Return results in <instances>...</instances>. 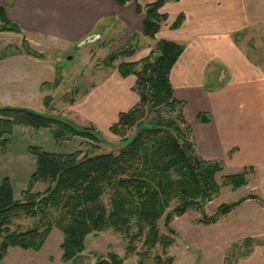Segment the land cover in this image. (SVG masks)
Here are the masks:
<instances>
[{
	"label": "crops",
	"instance_id": "obj_1",
	"mask_svg": "<svg viewBox=\"0 0 264 264\" xmlns=\"http://www.w3.org/2000/svg\"><path fill=\"white\" fill-rule=\"evenodd\" d=\"M154 1L138 0L142 6ZM0 6L8 19L19 25L18 34L27 45H74L96 30L113 31L120 35L118 51L135 37L130 48L133 54L123 60L138 62L160 40L182 44L184 50L172 68L171 82L175 96L185 102L198 154L227 165L252 167V176L261 172L264 196V6L248 9L246 0H166L160 11L167 18L155 38L141 33L145 17L137 13L133 1L120 5L115 0H0ZM179 17L181 24L174 27ZM118 63L111 67L104 64L111 68L106 83L86 93L81 111L74 109L91 112L88 117L97 129L98 125L109 129L120 112L139 100L133 90L135 75L122 77ZM210 75L216 81L208 88L205 76ZM58 76L55 64L44 55L33 51L1 55L0 105L41 112L43 96L46 92L49 95L43 84ZM192 101L196 102L195 111L188 105ZM200 113L206 114L208 121L200 120ZM17 128L24 130L27 138H13L7 149L0 151V185L9 177L14 197L19 199L36 169L31 145L68 154L83 148L84 138L76 136L58 144L48 128ZM254 251L253 247L242 264L249 263Z\"/></svg>",
	"mask_w": 264,
	"mask_h": 264
},
{
	"label": "trees",
	"instance_id": "obj_2",
	"mask_svg": "<svg viewBox=\"0 0 264 264\" xmlns=\"http://www.w3.org/2000/svg\"><path fill=\"white\" fill-rule=\"evenodd\" d=\"M115 1L120 5L135 2L137 13L145 17L141 33L150 38H155L167 18L160 11L166 0H156L145 6L138 0ZM0 22L2 32H21L19 25L7 18L2 6ZM180 24L181 17L173 26ZM23 44L26 46V41ZM183 50L180 43L160 40L150 54L138 62L123 60L133 54L128 48L105 57L107 67L119 61L117 69L122 77L131 74L136 77L133 90L139 97L138 102L120 112L118 120L109 128L120 138L122 147L117 153L76 150L57 154L31 145L29 150L36 157V169L20 198L14 197L8 177H4L0 185V261L10 247L39 251L54 226L64 234L62 259L65 262L84 250L89 233L108 227L131 240L143 237L147 248H155L160 242L158 222L172 203L180 204L167 213V226L173 217L184 214L188 205L198 200L210 201L219 193L216 175L223 165L218 160L207 162L197 154L192 127L185 116V102L175 96L171 82L172 68ZM27 52L31 50L28 48ZM59 83L60 76L54 81L56 85ZM50 102L51 97L44 98V105ZM199 119L208 121L209 118L200 113ZM16 127L48 128L58 144L76 136L100 140L102 135L93 124L78 126L59 115L0 105L1 152L10 144ZM252 170V167H245L240 173L227 175L226 179L237 189L247 183V174ZM38 183L46 185L45 190L35 191ZM107 192L110 193L109 212L102 202ZM240 203L223 205L220 213L226 214ZM18 214L40 215L44 225L42 228L12 229L13 219ZM251 242L247 237L243 245L251 248ZM170 243L168 240L167 244ZM129 249L132 251L133 247ZM157 261L158 264H172L173 259L165 262L158 258ZM96 264H122V259L110 253L107 259Z\"/></svg>",
	"mask_w": 264,
	"mask_h": 264
},
{
	"label": "rangeland",
	"instance_id": "obj_3",
	"mask_svg": "<svg viewBox=\"0 0 264 264\" xmlns=\"http://www.w3.org/2000/svg\"><path fill=\"white\" fill-rule=\"evenodd\" d=\"M9 1L6 0V2ZM246 3L248 9L249 6H264V0H246ZM95 35L99 37L82 44L87 37ZM116 35L117 33L113 31L105 33V30H96L74 45L48 43L44 46L29 44L25 46L22 43V36L18 33L0 31V56L24 52L29 48L37 54L50 58L57 68L60 83L56 85L53 81L44 86V90H49V95L46 92L43 96L42 112L62 116L77 123L78 126H90L92 123L88 116L91 112L82 111L81 113L79 107L87 98L84 96L92 91L93 86L106 83L109 76L107 74L111 68L104 66V59L113 49L118 51L122 44L119 43L120 35ZM134 39L135 37L131 41L134 42ZM131 41L127 44L128 47L126 45L128 49L132 48ZM70 57L72 59H69ZM104 68H106L105 71ZM215 81L214 76L210 75L209 78L205 76V84L208 88L214 85ZM130 92L134 94L132 90ZM47 96L51 97L48 106L44 105V98ZM75 103H77L76 106H73ZM188 105L190 110L195 111V101L188 102ZM75 108L80 111H75ZM98 126L102 134L100 140L84 139L83 148L79 150L117 153L123 145L120 138L108 127ZM94 127L97 130L95 125ZM13 134L10 137L11 140L13 138L16 140L18 136L27 138L26 132L18 130L17 127ZM193 140L198 154L194 134ZM201 158L207 162L213 161ZM218 161H221L223 165L222 170L216 175V181L220 185L219 193L210 201L198 200L188 205L186 212L173 217L167 226V213L172 212L180 204L172 203L158 222L160 242L155 248H147L143 237L131 240L113 227H108L102 231L89 233L84 241V250L73 260L65 262L62 259L64 234L60 228L54 226L39 251L10 247L4 253L0 264H96L102 259H107L110 253L117 254L122 259V264H158V258L165 262L172 258V264H242L245 262L243 259L253 250V247L255 251L248 264H262L261 260L264 262L260 251H264V196L263 189H260L262 173L252 176V170L247 174V183L236 189L228 183L226 176L240 173L244 168L236 164L227 165L223 160ZM45 188L46 185L38 183L35 191H43ZM237 201L241 203L230 212L220 213L221 206ZM102 202L109 212L110 193H105ZM213 218H216L215 221H212ZM43 225L40 215L29 217L18 214L13 219L11 227L24 230L32 227L42 228ZM247 237L252 239L251 248L243 245ZM168 240L171 241L170 244H167ZM129 247H133L132 251Z\"/></svg>",
	"mask_w": 264,
	"mask_h": 264
},
{
	"label": "water",
	"instance_id": "obj_4",
	"mask_svg": "<svg viewBox=\"0 0 264 264\" xmlns=\"http://www.w3.org/2000/svg\"><path fill=\"white\" fill-rule=\"evenodd\" d=\"M99 36L98 35H95V36H91V37H87L85 40L82 41V44H85V43H89L91 41H94L95 39H97ZM69 59H72V57H70Z\"/></svg>",
	"mask_w": 264,
	"mask_h": 264
}]
</instances>
